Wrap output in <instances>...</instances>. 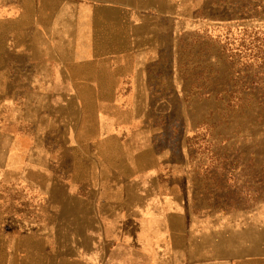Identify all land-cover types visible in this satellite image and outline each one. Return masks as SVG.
Segmentation results:
<instances>
[{
	"label": "crops",
	"instance_id": "0c3cea01",
	"mask_svg": "<svg viewBox=\"0 0 264 264\" xmlns=\"http://www.w3.org/2000/svg\"><path fill=\"white\" fill-rule=\"evenodd\" d=\"M241 1L264 9L0 0V183L39 200L30 264H264V160L241 163L248 206L209 208L189 140L200 115L189 108L182 128L159 127L175 118L159 89L176 87L161 56L174 61Z\"/></svg>",
	"mask_w": 264,
	"mask_h": 264
},
{
	"label": "rangeland",
	"instance_id": "374dc122",
	"mask_svg": "<svg viewBox=\"0 0 264 264\" xmlns=\"http://www.w3.org/2000/svg\"><path fill=\"white\" fill-rule=\"evenodd\" d=\"M263 12L241 1L234 11L224 10L223 23L183 41L184 51H176L174 61L161 56L169 81L174 67L176 87L159 89L170 97L169 112L175 117L160 119L159 127L175 122L182 128L189 108L200 115L191 121L189 140L192 160H200L207 175L202 205L209 208L248 206L249 168L241 163L264 160V23L258 22ZM168 106L160 110L167 112ZM15 187L0 183V264L31 261L26 225L39 219V200L25 199L23 189Z\"/></svg>",
	"mask_w": 264,
	"mask_h": 264
}]
</instances>
